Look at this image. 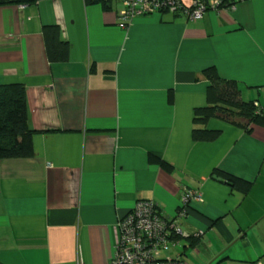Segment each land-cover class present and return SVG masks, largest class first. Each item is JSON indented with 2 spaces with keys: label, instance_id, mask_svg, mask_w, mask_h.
I'll return each instance as SVG.
<instances>
[{
  "label": "crops",
  "instance_id": "obj_1",
  "mask_svg": "<svg viewBox=\"0 0 264 264\" xmlns=\"http://www.w3.org/2000/svg\"><path fill=\"white\" fill-rule=\"evenodd\" d=\"M218 1L198 21L155 13L127 28L121 0L0 6V86H25L34 132L32 156L0 161V264H111L138 201L176 219L186 191L203 202L177 219L184 264H264V124L212 118L216 140L192 137L211 70L264 115V0ZM47 25L66 60L50 61Z\"/></svg>",
  "mask_w": 264,
  "mask_h": 264
},
{
  "label": "trees",
  "instance_id": "obj_2",
  "mask_svg": "<svg viewBox=\"0 0 264 264\" xmlns=\"http://www.w3.org/2000/svg\"><path fill=\"white\" fill-rule=\"evenodd\" d=\"M43 0H0V6H27ZM114 0H85L87 5L99 4L109 7ZM224 4V3H222ZM50 61H64L67 58L68 44L61 41L59 28L47 25L43 29ZM210 87L207 92V104L194 110L192 137L194 141H214L218 131L207 129L212 118L240 126L248 131L253 125L264 124V115L256 103L245 101L237 83L219 77L215 70L208 73ZM34 132L28 126V107L26 89L21 83L0 86V161L4 159L25 158L33 155L32 136ZM152 162L169 167L160 159ZM213 176L220 177L230 185L242 183L229 175L214 171ZM248 186H245L247 189Z\"/></svg>",
  "mask_w": 264,
  "mask_h": 264
},
{
  "label": "built area",
  "instance_id": "obj_3",
  "mask_svg": "<svg viewBox=\"0 0 264 264\" xmlns=\"http://www.w3.org/2000/svg\"><path fill=\"white\" fill-rule=\"evenodd\" d=\"M123 10L118 21L127 28L137 17L155 13H182L191 21L201 20L208 10L223 7L221 1L195 0L186 7L181 0H121ZM256 107L261 110L256 103ZM192 201L203 202L202 196L186 191L176 219L165 217L151 201L140 200L134 209L120 220L121 238L115 249L111 264H184L181 256H165L170 247L180 244L182 235L177 219L187 215Z\"/></svg>",
  "mask_w": 264,
  "mask_h": 264
},
{
  "label": "rangeland",
  "instance_id": "obj_4",
  "mask_svg": "<svg viewBox=\"0 0 264 264\" xmlns=\"http://www.w3.org/2000/svg\"><path fill=\"white\" fill-rule=\"evenodd\" d=\"M181 254V247H170V249L165 252V256L170 258H175Z\"/></svg>",
  "mask_w": 264,
  "mask_h": 264
}]
</instances>
